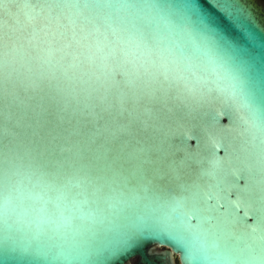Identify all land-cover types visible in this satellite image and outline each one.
<instances>
[{"label": "water", "instance_id": "water-1", "mask_svg": "<svg viewBox=\"0 0 264 264\" xmlns=\"http://www.w3.org/2000/svg\"><path fill=\"white\" fill-rule=\"evenodd\" d=\"M0 264H264V0H0Z\"/></svg>", "mask_w": 264, "mask_h": 264}]
</instances>
